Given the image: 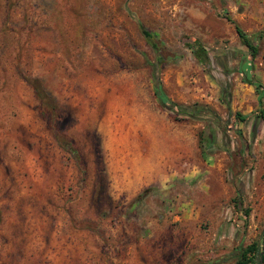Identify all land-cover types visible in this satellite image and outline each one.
Wrapping results in <instances>:
<instances>
[{
  "label": "rangeland",
  "instance_id": "1",
  "mask_svg": "<svg viewBox=\"0 0 264 264\" xmlns=\"http://www.w3.org/2000/svg\"><path fill=\"white\" fill-rule=\"evenodd\" d=\"M226 17L257 34L264 0H0V264H235L259 238L264 107L241 82L248 54ZM139 24L172 59L158 71L165 95L215 118L163 110Z\"/></svg>",
  "mask_w": 264,
  "mask_h": 264
},
{
  "label": "trees",
  "instance_id": "2",
  "mask_svg": "<svg viewBox=\"0 0 264 264\" xmlns=\"http://www.w3.org/2000/svg\"><path fill=\"white\" fill-rule=\"evenodd\" d=\"M226 19L234 26V30L241 42V44L246 48L248 54V63L247 67L244 65L245 62L241 63L238 67V72L240 74L241 82L250 87H253L254 93L257 96L258 106L262 109L264 107V85L258 80L253 74V61L258 56L259 49L257 45V40L264 37V30L260 31L257 34H247L245 33L236 22L226 17ZM141 32L143 34L146 42L154 49L155 51V60L156 63L152 65V80L155 85V97L158 100L160 106L174 116L184 115L196 121L208 120L209 118L213 119L216 117V114L210 108L206 106H201L195 104L193 106H183L178 105L172 102L163 92L161 84L158 77L159 67L164 65L166 62H172V59L167 57V59L160 53V48L156 42L155 35L143 30L142 26L139 24ZM187 48H189L193 56L199 61L200 64L205 65L209 63V51L207 47L202 45L198 40L188 38L186 42ZM26 82L33 88L36 93V96L40 103L45 106L47 104L46 94L42 89L39 82L35 80H27L24 76ZM264 112L260 110V115L256 116V120L263 119ZM215 120V119H214ZM209 127V126H208ZM202 145L205 147L213 146L215 142V130L210 127L208 128V133L202 139ZM63 148L76 160L79 159V154L76 149H74L69 142L63 143ZM248 215V212L245 214ZM235 264H264V229L262 230L261 235L257 240L252 241L248 245L241 247L237 253Z\"/></svg>",
  "mask_w": 264,
  "mask_h": 264
},
{
  "label": "flooded vegetation",
  "instance_id": "3",
  "mask_svg": "<svg viewBox=\"0 0 264 264\" xmlns=\"http://www.w3.org/2000/svg\"><path fill=\"white\" fill-rule=\"evenodd\" d=\"M212 60V58H211V56L209 55V61H211Z\"/></svg>",
  "mask_w": 264,
  "mask_h": 264
}]
</instances>
